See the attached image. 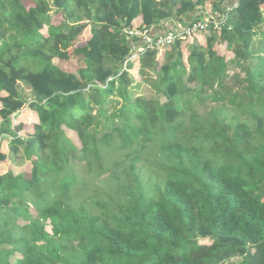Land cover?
<instances>
[{
  "label": "trees",
  "instance_id": "trees-1",
  "mask_svg": "<svg viewBox=\"0 0 264 264\" xmlns=\"http://www.w3.org/2000/svg\"><path fill=\"white\" fill-rule=\"evenodd\" d=\"M30 1L0 0V163H32L0 172V264H264V0ZM206 3L221 30L134 49Z\"/></svg>",
  "mask_w": 264,
  "mask_h": 264
},
{
  "label": "rangeland",
  "instance_id": "rangeland-1",
  "mask_svg": "<svg viewBox=\"0 0 264 264\" xmlns=\"http://www.w3.org/2000/svg\"><path fill=\"white\" fill-rule=\"evenodd\" d=\"M27 2H28L29 5H31V1L30 0H27ZM206 8L208 9L209 13L212 12V4L211 3H206ZM53 21L55 23H59L60 21H62V16L60 14L59 15H55ZM135 27H139V26H135ZM44 32L47 33V29H45ZM88 36H89V29H86L83 32V34L78 37V40L76 42V46L77 45H82L88 39ZM257 39L263 41L264 40V36L260 35L259 37H257ZM202 42H204L203 39H202ZM188 43H191V41L188 42ZM186 46H187V44L184 45V50H185V52L187 54V47ZM220 50L222 52H224L225 54H227V50L225 49L224 46H220ZM81 64L82 63H81L80 59H77L76 57H73V59L69 62V66L71 68H75V69L77 67H80ZM133 72L138 77V67H137L136 70H133ZM20 88H21V91L23 92V94L28 99H32L33 98V94H32L31 88L26 83H23V82L20 83ZM138 93H141L143 95H150L151 94V89L145 84L138 90ZM207 103H209V102H207ZM206 104L197 105V109L200 110L201 112L204 111L206 109V107H205ZM233 112L236 113V110H233ZM36 120H37V116L35 115V113L32 110H30L29 108H26V109L22 110L19 113L18 116L13 118V123H14V126L23 124L24 126H31L32 127V124ZM26 130H28V129H26ZM24 131H25V129H24ZM66 131H67V134L69 135V137H71L76 144L81 145V143H80V141L78 139V136H77V134L75 132H73V131H71L69 129L66 130ZM9 140H10V137H6L2 141L1 150L5 151V152H9V145H8L9 144ZM146 155H147V153L143 157H145ZM155 157H157V156H154L153 159L157 162L159 159H158V157L157 158H155ZM145 159H146V157H145ZM144 161H147V160H144ZM8 169H12L16 173H30L31 169H32V163L29 160H26V161L20 162V163H16L14 158H9L7 161L0 163V172L1 173L2 172H6ZM140 170H142L143 172H145V173H147L149 175L152 174V172H153L152 176H156V179L158 181L162 177L161 174H163V173H161V171H159V168H157L156 164L147 163V162H143V161H142V163L140 165ZM32 213L34 215L37 214L34 209H32ZM19 222L23 223L24 220L22 218H20ZM49 230H50V227H49ZM204 242L205 243H211L210 241H204ZM19 257H21V255L17 254L16 256L12 257V260L15 261ZM236 263H237V259L234 258V259H231V260L227 261L225 264H236Z\"/></svg>",
  "mask_w": 264,
  "mask_h": 264
},
{
  "label": "built area",
  "instance_id": "built-area-1",
  "mask_svg": "<svg viewBox=\"0 0 264 264\" xmlns=\"http://www.w3.org/2000/svg\"><path fill=\"white\" fill-rule=\"evenodd\" d=\"M233 6H236V3ZM226 19V14L208 13L203 19H191L188 22L175 20L171 29L159 33H152L148 28L135 26L127 29L126 33L128 36L136 38L138 45L134 46V49L138 52H142L147 48H159L163 51L167 46L174 44L178 40L183 42L191 41L195 35L202 33L211 25L221 30ZM168 25L169 23H167ZM136 56L137 54L133 55V57Z\"/></svg>",
  "mask_w": 264,
  "mask_h": 264
},
{
  "label": "crops",
  "instance_id": "crops-1",
  "mask_svg": "<svg viewBox=\"0 0 264 264\" xmlns=\"http://www.w3.org/2000/svg\"><path fill=\"white\" fill-rule=\"evenodd\" d=\"M230 3H231V1H230ZM229 3V4H230ZM203 11H205L206 13H209L208 12V9L205 7V9L203 10ZM197 14V13H196ZM192 17V16H191ZM142 25V18L141 17H139V18H137L135 21H134V26H141ZM165 26H167V23H166V25ZM162 27V25L161 26H156V27H154L153 28V30H152V33H159V31H161V28ZM165 28V27H164ZM163 30V29H162ZM203 44L205 43V42H202Z\"/></svg>",
  "mask_w": 264,
  "mask_h": 264
}]
</instances>
